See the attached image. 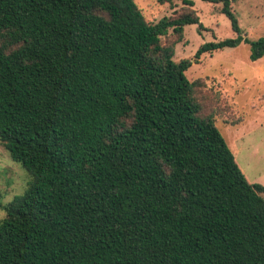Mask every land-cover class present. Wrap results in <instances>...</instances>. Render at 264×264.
<instances>
[{
	"label": "trees",
	"instance_id": "16d2710c",
	"mask_svg": "<svg viewBox=\"0 0 264 264\" xmlns=\"http://www.w3.org/2000/svg\"><path fill=\"white\" fill-rule=\"evenodd\" d=\"M206 1L237 35L194 58L241 42L264 56L230 0ZM181 2L152 23L135 0H0V143L29 175L0 199V264H264V185L161 39L202 28Z\"/></svg>",
	"mask_w": 264,
	"mask_h": 264
},
{
	"label": "rangeland",
	"instance_id": "374dc122",
	"mask_svg": "<svg viewBox=\"0 0 264 264\" xmlns=\"http://www.w3.org/2000/svg\"><path fill=\"white\" fill-rule=\"evenodd\" d=\"M231 8L245 35L251 39L264 36V0H230ZM146 20L157 22L163 16H176L183 10L181 0L159 3L157 0H135ZM192 8L200 18L197 24L184 27L183 36L169 30L163 43H175L173 59L192 60L186 70L190 81H198L195 89L204 115H215V125L224 142L235 154V160L249 182L264 185V56L251 60L250 45L241 42L194 58L205 42L235 37L228 17L221 12V2L193 0ZM29 175L13 161L0 143L1 202H9L21 193ZM264 199V192L261 194ZM5 211L0 206V219Z\"/></svg>",
	"mask_w": 264,
	"mask_h": 264
}]
</instances>
